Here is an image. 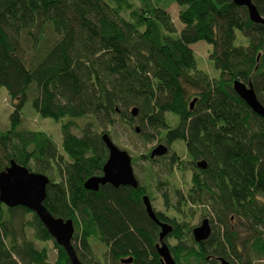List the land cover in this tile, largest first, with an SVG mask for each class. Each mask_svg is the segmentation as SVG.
<instances>
[{"label":"trees","instance_id":"1","mask_svg":"<svg viewBox=\"0 0 264 264\" xmlns=\"http://www.w3.org/2000/svg\"><path fill=\"white\" fill-rule=\"evenodd\" d=\"M253 2L264 17V0ZM174 3L180 30L169 12ZM237 31L246 45L234 43ZM199 41L211 45L217 76L198 67L191 45ZM236 78L251 81L264 104V25L232 0H0V87L14 107L9 129L0 131V172L15 159L49 177L44 204L73 219L72 242L84 264L128 257L129 264H162L142 203L145 185L84 187L108 157L100 138L107 131L97 128L118 119L144 143L180 140L186 162L207 161L193 187L177 195L207 204L212 233L197 243L193 227L177 225L170 248L176 264L263 261L264 119L234 92ZM189 91L197 97L193 108ZM30 93L42 117L62 122L60 147L46 132L22 127ZM87 116L93 120L75 134L76 119ZM181 165L173 155L171 169ZM51 240L52 264H72L32 210L0 201V264H51L38 243Z\"/></svg>","mask_w":264,"mask_h":264},{"label":"water","instance_id":"2","mask_svg":"<svg viewBox=\"0 0 264 264\" xmlns=\"http://www.w3.org/2000/svg\"><path fill=\"white\" fill-rule=\"evenodd\" d=\"M232 1L238 6L247 8L249 18L252 22L264 25V17L259 12L253 0ZM232 88L254 113L264 119V104L259 100L251 81L245 82L242 79L236 78L233 81ZM196 101L197 98L191 101V108H193ZM130 113L133 116H137L138 107H132ZM135 130L139 133V126ZM101 138L108 150L107 160L103 165L102 174L87 178L84 182V187L92 191H98L101 186L107 184L115 188L120 186L138 187L139 182L134 173L132 156L126 150L117 146L109 133L104 132ZM168 150L167 145L160 143L151 150L150 158L155 159L164 156L168 153ZM197 165L199 168L205 169L207 167V161L204 159L199 160ZM49 182L50 179L46 174L31 171L27 166L18 163L15 159H11L9 165L0 172V201L10 208L22 206L32 210L56 243L65 250L70 262L72 264H84L79 259L72 242L75 232L73 219L54 216L44 204ZM143 203L148 216L161 226L156 251L162 263L176 264L170 247L165 242V237L173 231V226L169 223H161L158 221L149 196H143ZM211 233L212 226L209 218H204L200 224L192 229L193 238L197 243L207 240ZM132 260V257L122 258L121 263H131ZM219 264L233 263L221 257L219 258Z\"/></svg>","mask_w":264,"mask_h":264},{"label":"rangeland","instance_id":"3","mask_svg":"<svg viewBox=\"0 0 264 264\" xmlns=\"http://www.w3.org/2000/svg\"><path fill=\"white\" fill-rule=\"evenodd\" d=\"M180 7L178 4H172L169 8V12L175 22L178 30H180L183 25L181 24L178 14ZM237 38L235 44H247V40L241 36L240 31H237ZM205 41H199L191 45L198 62V67L211 76H217L219 72L215 69L213 61L209 59L211 53V45ZM27 56V53L24 52ZM30 57V55H28ZM190 102L197 98L194 96L193 91H189ZM33 95L30 93L29 99L26 102L22 110V127L27 129H37L46 132L52 140L60 147L62 142L61 124L62 122L55 121L52 118L42 117L32 105ZM13 111V102L8 95L7 89L5 87H0V131L9 129L10 127V115ZM130 111V110H129ZM93 120L92 117L87 116L81 119H76L77 126L73 127V132L77 135H81V128L84 124ZM98 132L107 131L114 143L121 149H125L132 156V164L134 173L137 179L146 187L149 192V196L153 198V205L156 209L166 211V213L175 218L178 223L184 224L185 226L194 227L201 219L206 216L207 204H186L180 203L181 200L177 192L185 193L192 187V174L196 169L194 165H190L188 162L189 157L187 155L186 146L183 141L174 142L171 146V150L166 156L159 157L156 159L142 158L143 155L150 157L151 150L158 144L164 143L161 141H153L150 143H144L143 140L138 136V134L132 132L129 127L116 120L114 125L111 127H101L97 128ZM62 151V150H61ZM173 155H179L183 165L181 167L170 166V158ZM185 161V163H184ZM52 175L55 179H59L57 175L52 171ZM167 195L168 208L165 206V200L163 198L164 194ZM264 201V196L261 198ZM176 208H175V207ZM181 214L176 210L181 208ZM30 215H28L29 217ZM210 217V216H207ZM184 226V228H185ZM185 231V230H184ZM30 235L31 232H30ZM169 243L175 244L176 240L170 238ZM40 246H44L49 250V263H53L57 258V249L54 246V242L45 241L38 242ZM104 251L105 248L101 247ZM100 254L99 252H97ZM101 256V255H100ZM254 264H264L263 261H255Z\"/></svg>","mask_w":264,"mask_h":264},{"label":"flooded vegetation","instance_id":"4","mask_svg":"<svg viewBox=\"0 0 264 264\" xmlns=\"http://www.w3.org/2000/svg\"><path fill=\"white\" fill-rule=\"evenodd\" d=\"M158 144H160V143H158ZM157 144V145H158ZM162 144H165V145H167L166 143H162ZM168 146V153H169V151L171 150V146L172 145H167ZM167 153V154H168ZM166 154V155H167ZM166 155H164V156H166ZM161 157H163V156H161ZM157 158H159V157H157ZM171 158H172V156H171ZM170 158V159H171ZM152 159V158H151ZM156 159V158H155ZM199 161V160H198ZM197 161V162H198ZM197 162L195 163V164H190V165H194L195 167V169H196V171H194L193 172V174H192V178H193V175L194 174H196V173H198L199 172V169H201V168H199L198 167V165H197ZM192 178H191V181H192ZM138 182H139V185H138V187L142 184L139 180H138ZM192 184H193V182H192ZM143 185V184H142ZM128 187H131V186H128ZM138 187H136V188H138ZM192 187H193V185H192ZM191 187V188H192ZM131 188H133V187H131ZM136 188H134V189H136ZM190 188V189H191ZM189 189V190H190ZM164 194V193H163ZM144 195H147V196H149V194H143L142 195V203H143V196ZM149 198H150V201H151V204H152V207H153V210H154V212H155V214H156V217H157V219H158V221L159 222H161V223H169V224H171L172 226H173V230H174V228L177 226V225H179V228H181V231L182 230H184L183 229V227L185 226L184 224L182 225V224H180V223H178V221L175 219V218H172V217H170L167 213H166V211H162V210H158V209H156L155 207H154V205H153V203H152V201H153V198H151L150 196H149ZM163 198H164V200H165V206H166V208H168V204L166 203L167 201V195L166 194H164L163 195ZM180 203H182V202H180ZM143 206H144V208H145V205H144V203H143ZM175 207V206H174ZM176 208V207H175ZM177 211V210H176ZM145 212H146V208H145ZM146 214H147V212H146ZM147 216H148V214H147ZM203 216H206V217H204V218H209V220H210V223H211V215L210 214H208L207 212H206V215L204 214ZM207 216H210V217H207ZM148 218L151 220V222L153 223V225L156 227V234H157V239H156V241H155V243H154V247H155V250H156V245L159 243V233H160V231H161V226L156 222V221H154V220H152L149 216H148ZM203 218V219H204ZM203 219H201V221L203 220ZM201 221L198 223V224H200L201 223ZM197 224V225H198ZM211 226H212V223H211ZM195 227V226H194ZM193 229V228H192ZM173 232V231H172ZM172 232L171 233H169L166 237H165V242L167 243V245L171 248V246L173 245V244H171V243H169V239L170 238H173V239H175L176 240V243H177V239L172 235ZM175 243V244H176ZM171 250V249H170ZM157 252V251H156ZM160 260H161V258H160ZM162 262V261H161ZM132 263V262H131ZM123 264H129V263H123ZM163 264V263H162Z\"/></svg>","mask_w":264,"mask_h":264},{"label":"bare ground","instance_id":"5","mask_svg":"<svg viewBox=\"0 0 264 264\" xmlns=\"http://www.w3.org/2000/svg\"><path fill=\"white\" fill-rule=\"evenodd\" d=\"M248 11V10H247ZM179 33V32H178ZM178 35V34H177ZM178 37V36H177ZM235 43V42H234ZM209 46V45H208ZM211 48V47H210ZM212 49V48H211ZM209 58H210V56H209ZM216 69V68H215ZM235 79H233V81H234ZM246 82V81H245ZM233 84V83H232ZM14 108V107H13ZM131 116H133V115H131ZM135 118H137V117H135ZM101 138V137H100ZM125 150V149H124ZM108 151V150H107ZM133 162V161H132Z\"/></svg>","mask_w":264,"mask_h":264}]
</instances>
